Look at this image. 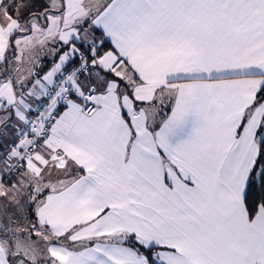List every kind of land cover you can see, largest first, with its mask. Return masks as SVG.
Here are the masks:
<instances>
[{
  "label": "snow or ice",
  "instance_id": "obj_1",
  "mask_svg": "<svg viewBox=\"0 0 264 264\" xmlns=\"http://www.w3.org/2000/svg\"><path fill=\"white\" fill-rule=\"evenodd\" d=\"M0 264H264V0H0Z\"/></svg>",
  "mask_w": 264,
  "mask_h": 264
}]
</instances>
